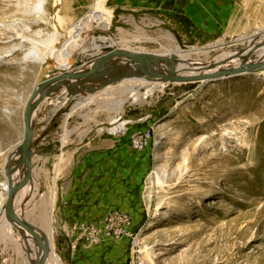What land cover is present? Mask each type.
<instances>
[{
  "label": "rangeland",
  "instance_id": "rangeland-1",
  "mask_svg": "<svg viewBox=\"0 0 264 264\" xmlns=\"http://www.w3.org/2000/svg\"><path fill=\"white\" fill-rule=\"evenodd\" d=\"M143 1L0 0V161L10 149L8 128L24 126L42 68L67 57L92 60L85 47L95 42L73 27L97 6L114 23L94 36L112 34L134 51L180 50L187 60L208 63L264 40V11L253 18L256 7L243 35L183 42L151 25L148 11L131 12ZM124 84L71 99L63 89L36 111L35 126L54 129L40 153L42 168L17 197L16 210L46 235L48 257L56 253L62 264H133L137 240L149 264H264V74L164 86L145 81L135 84L137 102ZM151 88L153 96H145ZM59 138L62 147L52 142ZM58 153L65 156L60 163L49 162ZM3 183L0 174V210ZM70 203L88 209L76 211L72 225L60 221L70 217L61 210ZM42 206L44 226L37 222ZM10 229L7 238L0 233V264H28L23 239Z\"/></svg>",
  "mask_w": 264,
  "mask_h": 264
},
{
  "label": "water",
  "instance_id": "water-1",
  "mask_svg": "<svg viewBox=\"0 0 264 264\" xmlns=\"http://www.w3.org/2000/svg\"><path fill=\"white\" fill-rule=\"evenodd\" d=\"M118 16L115 22H118ZM114 38L112 34H108ZM264 48V40L256 43L253 48H248L243 52L227 58L218 64H214L212 69H218L230 63L232 59L242 63L241 68L237 71L217 72L206 79H215L216 77L239 76L246 73L256 74L264 70V65H255L254 60L258 52ZM105 54L96 60V64L85 71H81L84 63L81 58L73 59L67 57L66 64L72 70L57 71L56 68L49 66L43 67L35 91L26 103L23 113L24 139L21 142L19 151L21 158L18 165L13 166L7 176L8 193L4 203V208L0 212V220L4 217L6 222L13 227L21 236L27 245V258L29 264H46L50 254V243L46 235L37 227L28 223L20 217L16 211V199L18 195L30 184L33 177V149L34 131H35V114L38 109L47 100L53 99L63 89L67 92V98L71 99L76 96H94L106 88L117 85L131 79L139 77L144 80H160L165 83L186 84L194 83L203 79L199 76H182L173 71L181 63L177 57L166 58L156 53H144L132 50H126L120 47L112 48L107 46L103 48ZM194 62V61H193ZM182 65V64H181ZM132 67V70L124 71L122 68ZM188 70H181L186 73ZM49 73V74H47ZM56 73V74H55ZM23 169H25L23 173ZM19 171V178H15L16 172ZM34 242L37 259L31 256L32 248L27 236Z\"/></svg>",
  "mask_w": 264,
  "mask_h": 264
},
{
  "label": "crops",
  "instance_id": "crops-1",
  "mask_svg": "<svg viewBox=\"0 0 264 264\" xmlns=\"http://www.w3.org/2000/svg\"><path fill=\"white\" fill-rule=\"evenodd\" d=\"M142 7H146V8L143 9ZM254 7H256L257 14L253 18H259L260 16L258 12L262 13L264 11V0H148V1H143L142 3L140 2L135 3V5H133L131 8V12L136 13V11H139V10L148 11L149 13L153 14L151 15L153 19L151 18V20L149 21L151 25H154V26L156 25V27L158 28H161V29L165 28L171 31L173 34L178 36L180 40L183 42L184 41H197L198 39H202L203 41H209L213 39L214 41L216 39H220L225 36L234 38L236 36L243 35L244 25H247V23L244 24V20L251 19L247 17V13L249 10L254 11ZM121 10L123 11V9ZM104 11H106V9H104ZM93 13L94 11H92L88 15V19L90 16H92ZM108 14L111 16V21H110L109 26L107 28H103L102 26H100L101 28H103L101 29L97 23L96 24L94 23V25L92 26L93 28H90V30L88 28V35H89L88 41L91 40V42L92 41L97 42L98 40L97 37H99L100 34L98 36H94V33L96 30L99 32H104V31L106 32L110 29V27L112 26L114 22L112 21L113 20L112 15L109 12ZM101 37H104V39L106 40V43H105L106 45H109L108 42L111 41L110 46L123 47L124 41H118L117 39L111 38V37H105V36H101ZM91 48H93V44ZM137 51L139 52V50ZM50 101H53V99L47 100V102H44L42 106H44L45 108L48 107L50 105L49 104ZM52 127L54 126H40V127L35 126V131H34L35 148L33 149V178H35L36 173L39 171V169L42 168L41 164L44 163V159L40 157V153L44 152L45 150L44 147L50 144L47 141L50 136V131L54 129ZM8 129L10 133L9 134L10 138H9L8 143L5 144V146H9L10 149H8V151L6 149L7 151L6 158L0 161V166H1L0 174L4 178L3 184H6V185H8L6 180H7L9 170L13 166L18 165L20 162V159L19 160L16 159L17 150L18 148H20L21 142L24 139V126L22 127V130H20L21 128H16V130H14L15 128H11V127H9ZM13 133H16L18 135L16 141H13L12 139ZM52 142L53 143L57 142L58 147L63 146L61 138H59L56 141L52 140ZM6 151L2 150L1 152L6 153ZM52 156L53 157L50 158L49 162L53 160L54 164L60 163L61 158L65 157L62 154L60 155V153L56 154L55 157H54V154ZM85 158L86 157H84V160ZM80 160L82 161V157H80L78 162H80ZM19 175L18 174L15 175V178L18 179ZM24 191L25 190H23L18 196H21V194ZM76 207H81V205L76 206L75 204V206H72L70 203V207L68 208L63 207V209L61 210L64 213L70 215V217L68 218L60 217V221H65L69 225H72V224H75L77 221L74 215L76 214V211L80 210V211H83V214L87 213V210H88L87 208H84V210H82ZM45 210H48V209L44 206H42L41 209L38 210L39 214L41 215L38 221L40 225H43V226H44L43 222L45 221L47 222V216H48L46 215V220H45L43 216ZM18 215L24 218L19 213ZM48 225L49 223H47V227ZM10 228H11L10 225L6 222L5 218L3 217L0 220L1 235L4 236L5 238L9 237L10 235L9 231L11 230ZM29 244L32 248L31 254L33 257H35L36 249L33 248L34 242L31 239L29 240ZM22 250H24V252L26 251L25 243H24ZM47 260L48 262H50V264H62L56 253H52V256L50 258L48 257ZM26 261L28 262L27 254H26Z\"/></svg>",
  "mask_w": 264,
  "mask_h": 264
},
{
  "label": "bare ground",
  "instance_id": "bare-ground-1",
  "mask_svg": "<svg viewBox=\"0 0 264 264\" xmlns=\"http://www.w3.org/2000/svg\"><path fill=\"white\" fill-rule=\"evenodd\" d=\"M60 2H61V0H56V3L58 5L60 4ZM101 9H102V11H101ZM101 16H103V19L101 20L102 24H100L99 27L102 25L103 28H107L109 26V24H110L111 16L108 13H105L104 12V8L102 6L101 7H98L97 6V9H95L94 13L92 14V16L89 17V19L87 17V19L85 21L79 22L73 28L74 29H80L84 34H86V33H88V28H89V30H90V28H93L92 26L94 25L95 19H98ZM104 33H105V31H104ZM88 37H89V35H88ZM75 38H77V37H75ZM97 39H98V42L97 43L96 42L93 43V48H88L87 49L85 47V50H88V51L91 50V51H93V53L90 52V54L92 56L91 57L92 60L89 61V63H86L84 61L85 64H84V67H82L81 71H85V70H88V69L92 68L96 64L97 58H99L100 56H103L105 54V52L103 51V48L108 46V45L105 44L106 43V40L104 39V37H101V36L97 37ZM75 40H77V39H74L73 41H75ZM84 41L85 40L82 41L83 44H84ZM100 42H102L103 44L100 43ZM259 42H261V41H257L254 44H251L252 42L251 43L248 42L249 43V45H248L249 46L248 47V51L251 48H253L256 43H259ZM68 46L70 47L69 50H71L74 53H77V56H80L81 55V52L82 51L80 49L72 46L71 44H68ZM111 47L112 48H117V47H120V46H111ZM123 49L131 50V49H128V48H123ZM132 51H134V50H132ZM195 52H196V50L194 51V53ZM144 53H146V52H144ZM173 54L176 55V56H172ZM236 54H238V53H235L234 55H236ZM158 55L164 56L166 58L177 57L178 58V61L182 65L181 64L180 65H177L176 68L173 69V71L177 72L179 75L182 74V76H199V77H203L202 80L197 81V82H200V83L208 82V81H216V80L223 79V78H228V77H216L215 79H206L205 77L212 76L214 73H217V72H225V71H232V70L233 71H237L242 66V63H240L238 60H236L234 58L227 65H225L223 67H219L218 69H212V66L214 64H218L219 62H222L223 60H225L227 58H231L232 56H234V55H232V56L230 55V57H228V54H225V55H223L221 57H218L217 60L215 59L216 61H211V62H208V63L197 62V61H194L193 62L191 60H187V59H189V56L187 55V53L186 52H183V51H180V50H177V51L170 50V51H168L166 53H161V54L159 53ZM58 56H59V51L57 52V56L56 57H58ZM65 61L66 60L64 59L60 63L58 62L55 67H54V65H55L54 64L53 67L56 68V70L59 71V72L65 71V70H70L71 71L72 68L68 64H66ZM87 61H88V59H87ZM254 63H255V65H260V64L261 65L262 64L264 65V48L261 49L258 52L257 57L254 60ZM49 66H46L47 69H49ZM128 69L129 70H132V67H128ZM181 70H188V71L184 74V73H181ZM260 70H261L260 72L254 74V75H256L258 77V76H260V74H262V73L264 74V70H262V69H260ZM47 74H49V73H47ZM246 74H250V73H246ZM246 74H244V75H246ZM229 77H233V76H229ZM145 81L147 83H150V84H158L159 83L162 86L168 84V83H165L164 81H160V80H153V81L150 82L148 80H144V79H141L139 77H133L131 79H127L125 81V84L122 85V87L125 89L124 92H128L127 94H130L131 93L132 94L131 97H133L135 99V101L137 102V101L140 100V98L142 96L139 95V94L136 95V89H135L136 86H135V84L138 85V86L145 85ZM194 83H196V82H194ZM154 92H155V89L154 88H151V89H149L147 91V93L145 94V96H153ZM124 94H126V93H124ZM122 105L119 107V110L121 109ZM35 117H36V114H35ZM166 125L163 124L162 126H160V129H163V128L167 127ZM223 136H229V135L228 134H224ZM20 156H21V152L19 151V148H18L16 159L19 160L20 159ZM24 171H25V169L23 170V173H24ZM17 174L19 175L20 172L17 171L15 175H17ZM163 174H165V172H163ZM158 180H159V184H162V180H161V177L160 176H158ZM2 191H3V194H4V200H5L6 199V195L8 193V185L2 184ZM167 205L170 207L171 206V203L169 202ZM164 215H166V214H164ZM37 222H38V220H37ZM26 236H27L28 240H30L29 236L28 235H26ZM27 245L28 244L25 243V250H27ZM31 256H32V254H31ZM32 258L34 260H36L37 259V254L35 255V257L32 256ZM46 264H50V262H48V260H47Z\"/></svg>",
  "mask_w": 264,
  "mask_h": 264
},
{
  "label": "built area",
  "instance_id": "built-area-1",
  "mask_svg": "<svg viewBox=\"0 0 264 264\" xmlns=\"http://www.w3.org/2000/svg\"><path fill=\"white\" fill-rule=\"evenodd\" d=\"M141 252L140 243L137 240H133L132 243V256H133V264H149V262L141 259L139 253Z\"/></svg>",
  "mask_w": 264,
  "mask_h": 264
}]
</instances>
